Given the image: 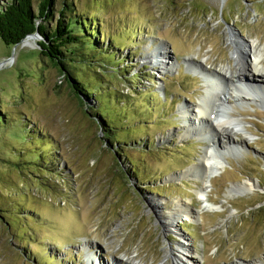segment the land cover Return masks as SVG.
Instances as JSON below:
<instances>
[{"label":"rangeland","instance_id":"1","mask_svg":"<svg viewBox=\"0 0 264 264\" xmlns=\"http://www.w3.org/2000/svg\"><path fill=\"white\" fill-rule=\"evenodd\" d=\"M32 1L37 12L40 0ZM67 17L95 20L98 31L91 68L78 61L73 70L95 89L80 93L82 102L40 55L41 37L16 48L0 39V264H125L127 257L173 264L163 256L177 242L200 264H264V102L257 96L229 111L251 140L210 178L214 210L166 227L180 201L193 210L205 204L188 170L207 135L186 134V120L196 119L179 107L196 105L206 86L187 60L233 68L229 30L264 46V0H54L48 30ZM157 47L177 64L163 69L147 58ZM97 108L105 111L100 122ZM246 181L255 186L229 189Z\"/></svg>","mask_w":264,"mask_h":264},{"label":"bare ground","instance_id":"2","mask_svg":"<svg viewBox=\"0 0 264 264\" xmlns=\"http://www.w3.org/2000/svg\"><path fill=\"white\" fill-rule=\"evenodd\" d=\"M229 32L228 40L233 45L232 59L235 61L233 68L227 65L224 68H207L203 66L202 62L194 63V60H187L189 70L192 72L199 71L202 74L203 81L206 88L204 94L199 98V102L193 106H187L183 104L179 107V113L181 116H185L186 113L192 114L196 119V125L190 124L188 119L183 127L186 134H194L196 136H203L206 139L208 145L205 146L201 153V158L193 168H190L188 172L194 174V178H197L201 185H199L198 194L204 195V205L200 210L191 209L186 202L180 201L177 206L172 208L166 217L167 229L173 227V220L175 217H192L199 216L202 211L214 210V205L208 196L206 195L207 184H210V178L221 171L227 160L225 155L228 153H236L242 148L240 143H248L251 140L248 136L251 135L249 131L242 126L244 122L235 118L229 111L238 104H248L250 102L256 103L257 99L264 102V46L259 43L257 39H240L238 35L234 34L231 30ZM30 40H34L33 37L28 36L22 41L23 46H28ZM165 47H157L153 52L147 55V58L157 60L161 67L169 69L177 64L174 60L172 64L170 62L169 53L165 52ZM158 54L160 57L158 58ZM247 58V61H246ZM247 64V65H246ZM193 69V70H191ZM195 70V71H194ZM253 75H256L261 80L254 79ZM251 78V81L248 79ZM223 81L224 84L221 83ZM223 86V89H221ZM257 96V99L255 98ZM194 119V120H195ZM195 122V121H194ZM242 134V137H238ZM202 137V136H201ZM234 137L237 138L234 140ZM219 138L224 139L223 144H219L217 148L215 142L220 141ZM188 172H184L183 175H188ZM255 184L253 182L239 183L232 188H229L231 192L242 191L251 189ZM181 219V218H180ZM183 238V237H182ZM186 240V239H183ZM172 257L173 264H200L196 258H194V252L191 248L187 247L184 242L175 243V247L171 248V252H165L164 259ZM120 262L125 264H140V261L127 257L121 259ZM172 264V263H171ZM236 264V263H234ZM262 264V263H254Z\"/></svg>","mask_w":264,"mask_h":264},{"label":"trees","instance_id":"3","mask_svg":"<svg viewBox=\"0 0 264 264\" xmlns=\"http://www.w3.org/2000/svg\"><path fill=\"white\" fill-rule=\"evenodd\" d=\"M53 5L54 0H40L37 12H35L32 0H7L4 5L0 6V39L7 46H14L27 35L38 32L41 37V40L37 42L40 55L47 58L57 68L62 80L82 102L80 93L93 94L95 89L86 85L73 70L78 61L83 62L86 68H91V60L86 59L94 56L88 57V51L95 48L94 39L91 37V34L95 37L98 33L94 25L95 20L91 21L84 17H67L65 22L58 23L57 27L50 31L46 26V21L52 16ZM90 23H92V28L88 27ZM135 76L140 78V74ZM95 114L100 122V118L105 116V111L97 108ZM104 128L102 130L104 140L112 141V132Z\"/></svg>","mask_w":264,"mask_h":264},{"label":"water","instance_id":"4","mask_svg":"<svg viewBox=\"0 0 264 264\" xmlns=\"http://www.w3.org/2000/svg\"><path fill=\"white\" fill-rule=\"evenodd\" d=\"M28 36H31V37H34V38L40 37L39 34H38V32H34V33H32V34L27 35L24 39H26ZM24 39H23V40H24ZM23 40H22V41H23ZM22 41H21V42H22ZM21 42H20V43H21ZM17 45H18V44H15V45H14V48H16ZM2 65H3V64L0 63V67H1ZM61 78H62V76H61Z\"/></svg>","mask_w":264,"mask_h":264}]
</instances>
